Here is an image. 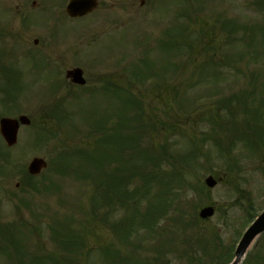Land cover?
Returning <instances> with one entry per match:
<instances>
[{
    "label": "rangeland",
    "instance_id": "rangeland-1",
    "mask_svg": "<svg viewBox=\"0 0 264 264\" xmlns=\"http://www.w3.org/2000/svg\"><path fill=\"white\" fill-rule=\"evenodd\" d=\"M68 1L7 0L29 16L0 39V59H14L0 117L32 124L10 150L0 142L12 168L0 172V264L222 260L264 210V0H99L79 19ZM76 67L85 86L67 78ZM97 152L112 154L105 172L132 176L127 193L142 188L135 224L131 202L108 203ZM37 156L49 166L29 180ZM165 191L175 199L155 227L146 214ZM242 264H264V234Z\"/></svg>",
    "mask_w": 264,
    "mask_h": 264
},
{
    "label": "trees",
    "instance_id": "trees-1",
    "mask_svg": "<svg viewBox=\"0 0 264 264\" xmlns=\"http://www.w3.org/2000/svg\"><path fill=\"white\" fill-rule=\"evenodd\" d=\"M44 135V134H43ZM112 137L114 135H111ZM106 140V139H105ZM116 142V138L114 139ZM260 140L264 143V133L263 135L260 137ZM258 142H255V144L257 145ZM112 150V149H111ZM118 150V149H117ZM115 151V149H114ZM113 151V152H114ZM97 157H92V160L94 161V163H99V164H103V166H99V170H100V173H101V176L99 177V179L102 181V180H105V183H107V190L106 191V194H107V201L108 203H111L114 198L110 199L112 197V192H113V197H118L122 200H125L127 199L126 201L127 202H131V205H132V210H133V216H131L130 218H128V221L130 223V219L132 221L133 224H135L136 222V217H135V214H138L139 213V207H138V202H137V199H140L142 197V194H141V187H135V189H133L132 191H130L129 193H127V189L126 188H123L124 185L126 183H129L131 181V178L132 176L130 175H127L125 174V172H117L115 175H113V172H105L104 171V164H105V160H111L113 157L111 156L112 154H104V153H100L97 152V154H95ZM94 156V155H93ZM86 157L88 158L89 157V154H86ZM61 159V157H60ZM104 159V160H103ZM102 160V161H101ZM101 161V162H100ZM98 164V165H99ZM108 164V162L106 163ZM125 175H124V174ZM150 173V175L152 177L155 176V174H153V172H148ZM161 177H157V179H160ZM177 178V176H174L172 179H175ZM150 179V178H149ZM147 181V179H146ZM173 186H174V183L172 184V186L170 185L169 189H173ZM147 187V186H146ZM123 189V190H122ZM167 190L169 193L172 192V190ZM165 191V194L162 196L161 193L156 197L157 200L153 201L150 203V210L149 212L146 214V220L147 221H150L152 222L151 225L155 226L157 224V222L163 218V216L167 215L168 214V206L166 208V210H163V205L164 203L163 202H166L167 205L170 206V204H172V202L174 201L171 200L170 202L169 201H166L167 200V196H168V192ZM145 192V191H144ZM177 194V193H176ZM144 198V197H143ZM151 201V199H150ZM157 202H161L159 207L156 208L155 205L157 204ZM165 206V205H164ZM185 216V213H180V217L181 218H184ZM145 220V218H144ZM6 229H11V226H5ZM5 227H0V231L4 234V228ZM156 227V226H155ZM9 238V235L6 237V239ZM125 240H128V238H126ZM126 243V242H125ZM6 244V243H5ZM5 244L2 246V248H4L5 251H8V255L9 257H13L15 253H13V250L11 248V246L9 247H4ZM234 244H235V241H234ZM228 248V253L226 254V257H222V260L220 259V263L219 264H225V263H228L231 261V259L233 258V251H234V248L232 247V245H228L227 246ZM13 253V254H12ZM19 253V251H18ZM225 255V254H224ZM38 258H36V260H40V262L42 264H48L47 263V260L49 261H53V257L52 256H37ZM203 259V258H202ZM202 263V260H199V263L198 264H201Z\"/></svg>",
    "mask_w": 264,
    "mask_h": 264
},
{
    "label": "water",
    "instance_id": "water-1",
    "mask_svg": "<svg viewBox=\"0 0 264 264\" xmlns=\"http://www.w3.org/2000/svg\"><path fill=\"white\" fill-rule=\"evenodd\" d=\"M97 6L96 0H71L67 10L72 16H81L89 11L93 10ZM74 81L76 83L85 84V79L83 78V72L81 69H76L70 72ZM20 121L24 124H30V120L26 116H22ZM19 121L13 119H3L1 122V131L6 138L9 145H14L17 142V133L19 130ZM47 167L45 160L41 158H35L31 165L30 171L33 174H38L43 168ZM209 187H215L217 182L213 177H209L206 180ZM215 210L213 207L209 206L204 208L200 216L202 218H207L213 216ZM264 232V212L257 218V220L248 228L243 238L241 239L237 251L236 257L232 264H240L242 258L246 255L249 248L252 246L254 241L259 235Z\"/></svg>",
    "mask_w": 264,
    "mask_h": 264
},
{
    "label": "flooded vegetation",
    "instance_id": "flooded-vegetation-1",
    "mask_svg": "<svg viewBox=\"0 0 264 264\" xmlns=\"http://www.w3.org/2000/svg\"><path fill=\"white\" fill-rule=\"evenodd\" d=\"M0 2L3 3V10L5 14L0 16V39L1 38H13L11 33H14L15 30H17V22L21 21L19 15H23L24 18H27L29 16L26 14V10H19V4H16L12 7L8 5L7 0H0ZM145 4V0H141V5ZM36 2H33L32 9H36ZM10 7V8H9ZM50 16V15H49ZM48 16V17H49ZM30 19V18H29ZM28 19H25V21ZM23 21V20H22ZM3 40V39H2ZM0 53H2V50L0 49ZM2 54H0L1 58ZM14 64L13 58H3L0 59V77L7 78V80H10L8 78L9 74V68ZM5 73V75H4Z\"/></svg>",
    "mask_w": 264,
    "mask_h": 264
}]
</instances>
